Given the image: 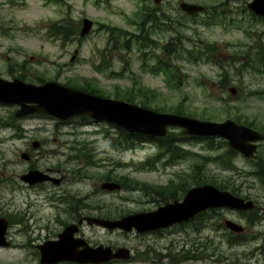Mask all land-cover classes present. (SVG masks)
Wrapping results in <instances>:
<instances>
[{
	"label": "rangeland",
	"instance_id": "374dc122",
	"mask_svg": "<svg viewBox=\"0 0 264 264\" xmlns=\"http://www.w3.org/2000/svg\"><path fill=\"white\" fill-rule=\"evenodd\" d=\"M180 1L217 6L222 15L210 22L211 14L192 18L179 10ZM249 1L162 0L155 5L151 0H0V77L21 76L32 83L69 81L76 87L88 82L105 97L129 95L134 104L145 102L148 108L158 107L162 112H173L180 105L190 117L250 123L264 134V73L244 63L260 43L264 45V19L247 8ZM144 7L154 8L156 19L144 22L147 36L138 26ZM84 19L92 24L80 36ZM55 23L73 27L75 32L64 39L56 34V27L51 28ZM145 37L149 39L143 41ZM169 41L174 45L163 49ZM209 44L217 49L209 50ZM158 64L168 65L177 87L167 84L163 72L150 71ZM223 75L226 86L221 84ZM15 110V106L0 104V216H19L27 232H17L21 225L7 227L10 244L0 248V264H39L35 245L43 242V226L48 224L51 231L57 228L46 222L56 216L52 206H43L44 196L20 179L30 162L21 153L37 152L33 140L44 141L40 151L46 156L49 149L55 150L56 157H44L42 164H60L61 171H66L62 189L80 204L76 208L80 215L116 219L154 210L166 202V194H172L175 186L180 187L174 196L180 198L202 180L252 200L261 217L250 225L238 211L208 210L195 222L144 234L84 223L77 236L90 246H121L130 253L136 249L138 258L146 259L120 260L129 264H169V256L157 254L197 255L181 264H264V171L254 169L257 160L247 161L241 155L231 159L222 139H194L178 128L170 129L174 144L179 138L177 152L165 153L150 140L123 148L118 129L108 122H89L82 116L66 121L16 118ZM260 145L259 156L264 160V141ZM68 156L74 160L66 162ZM168 156L174 158L167 162ZM218 156L225 160L219 161ZM253 170L263 176H253ZM106 181L119 182L123 188L101 190L99 186ZM57 215L64 218L60 212ZM222 218L244 226L243 243H227V230L215 228ZM39 234L40 241L35 238Z\"/></svg>",
	"mask_w": 264,
	"mask_h": 264
},
{
	"label": "water",
	"instance_id": "95a60500",
	"mask_svg": "<svg viewBox=\"0 0 264 264\" xmlns=\"http://www.w3.org/2000/svg\"><path fill=\"white\" fill-rule=\"evenodd\" d=\"M161 0H153L158 4ZM248 7L255 14L264 17V0H251ZM179 8L194 14L205 10L198 4L180 2ZM91 21L84 19L80 35L87 33ZM74 56L71 58V60ZM230 91L234 93V89ZM0 103L18 105L16 117L31 113H44L67 120L77 115H87L94 120H105L124 129L129 133H140L150 136H165L169 127L181 128L182 132L192 136L220 137L228 145L251 158L256 150L255 143L262 139V135L243 124L231 119L221 122L199 120L174 113L159 112L146 107L135 105L123 100L95 95L83 90L62 85L56 81H46L42 84L24 82L18 78L6 80L0 77ZM36 146V143L33 144ZM24 158L26 154L22 153ZM39 172H30L23 176L29 180L38 176ZM34 178L31 181H39ZM101 189H119L114 182H103ZM231 207L235 209H250L255 205L250 200H244L229 191L221 190L212 184L191 187L181 201L174 200L165 203L157 209L144 213L123 216L117 220H105L86 217L89 224L96 223L109 229L119 228L124 231L135 229L138 232L154 231L172 224L186 221L205 209L211 207ZM82 220H79L81 223ZM225 226L234 232H241L242 227L226 220ZM78 230L76 224L68 225L62 231L58 240L39 245L41 262L55 263L62 260L76 263L99 264L112 258H127L128 249L119 248L115 252L109 246L99 245L90 247L82 238L74 237ZM5 220L0 219V246L7 245L4 239ZM81 247V248H80Z\"/></svg>",
	"mask_w": 264,
	"mask_h": 264
},
{
	"label": "flooded vegetation",
	"instance_id": "af4514ba",
	"mask_svg": "<svg viewBox=\"0 0 264 264\" xmlns=\"http://www.w3.org/2000/svg\"><path fill=\"white\" fill-rule=\"evenodd\" d=\"M207 10L208 9H206V11H204V13L206 12V14H209V11H207ZM181 12H183V11H181ZM199 14L200 13H198V14L194 13V14H191L190 16L193 17V16H197ZM185 15H187V14H185ZM260 46H261V44L258 45L255 48V50H257V48L260 47ZM32 117H41V118L44 117V118L53 119L51 116H48V115H45V114H31V115H27L26 118H32ZM89 122H94V121L90 120ZM169 132H171V131H169ZM10 137L13 138V139H17V138H14L15 137L14 135H10ZM152 140H158V138H153ZM177 140H179L178 137H177ZM263 141H264V138H263ZM34 143H36L35 147L33 146ZM43 143H44V141H39V140H33V144L31 142L33 148L37 149V152L32 154V155H31V153L29 151L26 152L27 153V157H26L25 160H27L28 162L30 161V162L27 165L26 172L21 175V176H24L30 171H36V172H39L40 174L38 176H35V178L36 177L39 178L40 181L31 183L30 181H28L26 179H23L20 176L21 181L25 185H28V186H30V187H32L34 189L37 188L38 194H41L42 196H44V201H43L44 205L43 206H52L51 208H53L54 212L56 213V216H54L51 219L50 218L46 219V222L47 223L48 222L49 223L53 222L54 225H57V228H55V229H53L51 231L52 228L49 227L48 224L43 226V228H44L43 230L46 233L43 236V242L42 243H44L46 241H55V240H57L59 234L69 224L78 223L80 219L84 218V216L80 215V213H78V211L73 210V206H80V204L74 203V201H72V194L68 193L67 191H63V189H62V185L67 181V173H66V171H63V172L61 171L60 164H57V165L49 164L48 166H45L44 164H42V160H43L42 158H44V157H47V158L56 157L55 150L49 149L48 150L49 154L47 156L44 155L45 152L42 153L40 151V149L43 146ZM261 148H262V146L260 144H258L257 151H260ZM228 152L230 153V151L228 149H226L225 153H228ZM71 159L74 160V157L73 156L72 157L68 156L66 158V162L68 160L70 161ZM257 165H258V169L257 170H261L262 171L260 164H257ZM254 172L255 171L253 170L252 173H254ZM31 179L33 180L34 178H30L29 180H31ZM73 179L76 180V175L73 176ZM178 187H180V186L179 185L175 186V189L178 188ZM121 188H123L122 184H121ZM181 188H183V186ZM186 191H185V193H186ZM184 194H183V196H184ZM182 197L176 198V196H174V193H172L170 195H166L164 201L168 202V201H173L175 199H179L180 200ZM256 208H258V207H256ZM211 211H214V210H211ZM58 212H60L61 215H64V218L58 217V215H57ZM200 216H202V215L201 214L197 215L191 221L195 222V219L199 218ZM100 218L115 219V218H111L110 216H104V217H100ZM27 219H29V218H27ZM223 219L224 218H222V220ZM248 219H249V217H246V221ZM191 221H189V222H191ZM189 222H187V223H189ZM24 223H25L24 219H21L19 216H17V217H15V216H7V227H14L15 225H21V226H18L17 229H16L17 232H19L21 234L27 232L26 226H24ZM220 225H221V223H219V226L215 227L219 231L221 230V228H220L221 226ZM82 226H83V224L80 225L79 231H81ZM181 226H184V224H182ZM199 228H201V221L199 222ZM117 231L120 232V233L122 232L120 230H117ZM154 233H156V232H154ZM225 233H226L225 236L226 235L229 236V232H225ZM137 234H140V233H137ZM35 238L38 239L39 241L42 239L40 234L38 236H36ZM228 241H230L229 238H228ZM42 243H40V244H42ZM40 244L35 245L36 249L38 248V246ZM111 247L113 249H116V248H118L120 246H111ZM131 251L132 252L130 253L129 258H128L127 261H136V260H140L141 262L144 261V259L138 258L137 254H136L137 253L136 249H132ZM138 254L141 255L142 253H138ZM196 256H197L196 254H194V255L191 254V257H189V259H194ZM162 257H165V256L162 255ZM122 262H125V261H120V260L116 259V260H112L111 262L105 263V264H123ZM39 264H42V263L39 261ZM58 264H74V263L60 262ZM156 264H158V263H156Z\"/></svg>",
	"mask_w": 264,
	"mask_h": 264
},
{
	"label": "trees",
	"instance_id": "16d2710c",
	"mask_svg": "<svg viewBox=\"0 0 264 264\" xmlns=\"http://www.w3.org/2000/svg\"><path fill=\"white\" fill-rule=\"evenodd\" d=\"M152 9H154V8H149V7H144V9L140 12V14H141V23L138 25V26H140V30H141V33H145L146 34V36H147V33L148 32H146V30H145V28H144V26H143V24H144V22L148 19V18H151V20L152 21H155L156 19L154 18V16H153V13H154V10H152ZM216 7H214L213 5L210 7V14H211V16H210V18H208V21L210 22V21H215V17H220L221 15H222V13H220V12H218V11H216ZM53 27H56V31H57V33L56 34H58V35H60V36H62L64 39H66L67 37H68V35L69 34H73L74 32H75V30H74V28L73 27H69V26H67V25H63V24H61V25H56V23L55 24H53V25H51V28H53ZM65 27H67V29H65ZM112 30H118L119 31V33L120 34H122V33H124L125 31L123 30V29H121V28H111ZM64 31H69V32H64ZM126 33V32H125ZM135 37V36H134ZM137 37V36H136ZM115 39H117V38H115ZM148 39H149V37H148ZM146 37L143 39V41L145 40H148ZM125 42L127 41V40H124ZM125 42H123V43H125ZM174 45V43L172 42V43H168V44H166L164 47H163V49H167V50H170L169 49V47L170 46H173ZM121 47H126V45L125 44H123V45H121ZM208 49L209 50H216L217 48L213 45V44H209L208 45ZM245 63V65L247 66L248 65V67H253L254 69H257V70H260L261 72H263L264 73V45L263 44H261V46L260 47H258L257 48V50L255 51V54H254V56L253 57H251V54H250V56H249V58H248V60L247 61H245L244 62ZM166 67V68H165ZM151 71L152 72H158V71H160V70H163V72H164V74H165V76H166V78L168 79V81L169 82H167L171 87H177V84L176 83H174L173 81H172V79H171V77H172V75L169 73V69H168V65H156V66H151ZM19 77H21V76H19ZM225 75H223V79L221 80V84L223 85V86H226L227 84H228V82L227 81H225ZM39 82H43V80H40ZM136 83L135 82H133V85H135ZM65 85H68V86H72V87H76V86H73L69 81L67 82V83H65ZM76 88H79V89H81V90H84V91H88V92H90V93H94V94H98V95H101V94H99V93H97V90L96 89H94V88H92L91 87V84H89L88 82H86V84H85V86H77ZM140 90V89H139ZM115 98H119V99H123V100H125V101H128V102H130V103H133V99L129 96V95H123V94H118V95H116L115 96ZM142 106H146V104H145V102H141L140 103ZM155 109L156 110H161L160 108H158V107H155ZM173 112L174 113H176V114H179V115H191V113L190 112H187L186 110H184V109H182V107L179 105L178 107H176L174 110H173ZM249 125L250 126H252L250 123H249ZM259 130H261L262 131V129H259ZM119 137H120V141H119V144L121 145V147H123V148H128V149H130L131 147H134L137 143H139V142H141V138H140V136H136V135H133V136H131V135H128L124 130H122V129H119ZM158 147H159V149L160 150H163L164 149V147L166 148V149H168V147L169 146H171V148L173 149V150H177L178 151V147H176V146H173V145H171V144H167V145H165L162 141H159V143H158ZM229 150V149H228ZM177 151H175V152H177ZM230 151V158H232L234 155H235V151L234 150H229ZM83 155H85V154H83ZM218 160L220 161V160H225L224 158H222V157H219L218 158ZM257 164H260V166H261V169H262V171L264 170V160H263V158H262V156H257ZM254 169H258V165H254ZM123 179V178H122ZM194 181H195V179H193ZM202 183H206V182H203L202 180H201V182H200V184H202ZM212 184H214V183H212ZM144 185H146V184H144ZM215 185H217V184H215ZM217 186H219V185H217ZM220 188H222L221 187V185L219 186ZM159 190H160V192H164V188H159ZM169 257H170V259H171V264H181V262L183 261V260H185L186 258H187V255H179V254H176L175 256H171V255H169Z\"/></svg>",
	"mask_w": 264,
	"mask_h": 264
},
{
	"label": "bare ground",
	"instance_id": "6f19581e",
	"mask_svg": "<svg viewBox=\"0 0 264 264\" xmlns=\"http://www.w3.org/2000/svg\"><path fill=\"white\" fill-rule=\"evenodd\" d=\"M256 176L262 175V173L260 171H256L254 172ZM263 176V175H262Z\"/></svg>",
	"mask_w": 264,
	"mask_h": 264
}]
</instances>
